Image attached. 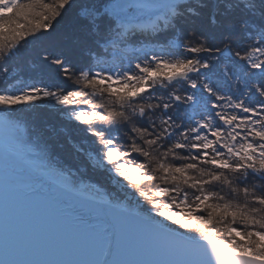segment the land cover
<instances>
[{
    "label": "snow or ice",
    "instance_id": "1",
    "mask_svg": "<svg viewBox=\"0 0 264 264\" xmlns=\"http://www.w3.org/2000/svg\"><path fill=\"white\" fill-rule=\"evenodd\" d=\"M25 108L82 126L147 215L77 188ZM0 156L49 217L6 218L0 264H264V0H0Z\"/></svg>",
    "mask_w": 264,
    "mask_h": 264
},
{
    "label": "trees",
    "instance_id": "2",
    "mask_svg": "<svg viewBox=\"0 0 264 264\" xmlns=\"http://www.w3.org/2000/svg\"><path fill=\"white\" fill-rule=\"evenodd\" d=\"M30 50V46L26 49H22L21 58H26ZM15 118L26 129L27 134L30 136L34 135L32 133L33 124H35L37 128L44 130V138L49 146V154L52 158V163L62 170L71 169L76 172V176L74 177L75 186L91 182L93 184L92 186L100 190V195L105 194L114 204L125 199L127 192H130L133 196H137L134 189L124 188L117 183H113L110 178L112 174L93 167L84 154L75 150L73 143L82 147L85 152L91 151L93 153H99L100 151V146L95 142V138L86 134L82 130V126L78 128L75 122L68 120L66 116L50 115L48 110L43 108H25L22 112L17 111ZM48 128L51 130H47ZM61 129H66V131H61ZM120 131L123 133L128 130L120 129ZM68 136L71 137L73 143L68 142ZM118 143L123 146L127 143V140H120ZM184 154L186 155L187 153ZM129 159H137L136 154H133ZM124 183L126 184V181H124ZM215 190L219 189L217 188ZM137 198L141 200L144 205L142 210L148 211L150 205L143 202V198H139L138 196ZM129 202L128 200L127 206L131 208ZM173 227L178 226L173 225Z\"/></svg>",
    "mask_w": 264,
    "mask_h": 264
},
{
    "label": "bare ground",
    "instance_id": "3",
    "mask_svg": "<svg viewBox=\"0 0 264 264\" xmlns=\"http://www.w3.org/2000/svg\"><path fill=\"white\" fill-rule=\"evenodd\" d=\"M10 184H11V181L9 179V176H8V172H7V169H6V166H5V162H1L0 163V188L2 191H0V199L3 198L4 196V192H7L6 190H11L10 189ZM15 191V190H13ZM21 191V190H19ZM2 201H0V213H5L7 211H9L10 209L9 208H6V206H4V203H2ZM17 207H12V209L16 210ZM74 213V212H73ZM35 218L36 216L31 213ZM40 214V212L38 213ZM10 217V215H7L6 218L8 219ZM5 221H0V226H5ZM18 223L22 224L23 227H25V230H28V229H33L32 227L34 226V223L39 225L37 222H35L34 220H28V221H18ZM40 226V225H39ZM39 226H36L35 228L39 227Z\"/></svg>",
    "mask_w": 264,
    "mask_h": 264
},
{
    "label": "rangeland",
    "instance_id": "4",
    "mask_svg": "<svg viewBox=\"0 0 264 264\" xmlns=\"http://www.w3.org/2000/svg\"><path fill=\"white\" fill-rule=\"evenodd\" d=\"M118 179H121V181H122V178H118ZM122 183H124V181H122ZM87 184H89V183H87ZM81 185H84L83 183L82 184H79L78 186H76L77 188H79ZM120 186H121V184H119ZM92 190L91 189H85V193L86 194H90V193H93V192H91ZM104 198H108L105 194L103 195V194H101ZM132 194L130 193V192H127V195H126V198H125V200L123 199V200H121L120 202H117L119 205H122V206H126V207H128L127 205L128 204H126L127 203V200H130V206H131V208H133L134 206H135V200H137L138 198H137V196L136 197H134V196H131ZM129 197H132V199H129ZM141 211L145 214V215H147V213H148V211L147 210H142L141 209ZM158 219H162V218H158ZM169 223H171V222H169Z\"/></svg>",
    "mask_w": 264,
    "mask_h": 264
},
{
    "label": "water",
    "instance_id": "5",
    "mask_svg": "<svg viewBox=\"0 0 264 264\" xmlns=\"http://www.w3.org/2000/svg\"><path fill=\"white\" fill-rule=\"evenodd\" d=\"M0 162H2V163L4 162L2 156H0ZM64 199H66L67 201H69L70 203H72V205L75 206V209L80 210L79 211L80 214L86 213L83 209H80L78 201L76 199H74L73 197H65Z\"/></svg>",
    "mask_w": 264,
    "mask_h": 264
}]
</instances>
